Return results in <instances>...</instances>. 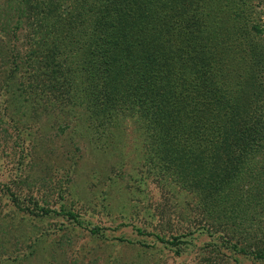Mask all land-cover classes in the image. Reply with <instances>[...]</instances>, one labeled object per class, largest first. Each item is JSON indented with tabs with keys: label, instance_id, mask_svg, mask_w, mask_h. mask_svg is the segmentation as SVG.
<instances>
[{
	"label": "rangeland",
	"instance_id": "obj_1",
	"mask_svg": "<svg viewBox=\"0 0 264 264\" xmlns=\"http://www.w3.org/2000/svg\"><path fill=\"white\" fill-rule=\"evenodd\" d=\"M38 1L0 0V55L17 53L7 51L19 49L24 34L15 39L10 29L16 23L24 27L33 23L27 8ZM97 1L60 0L56 5L62 19L71 16L69 28L79 41L89 40L91 28L86 29V25L96 13ZM166 1L168 7L177 6L176 0ZM187 1L185 26L191 29L194 50L201 53L196 57L197 75L195 68L190 75L177 74L184 80L181 88L185 94L176 98L169 93L170 102L165 101L169 106L177 104L174 116L168 115L161 104V114L153 112L146 121L138 115L115 117L111 127H104L107 134L102 135L94 130L100 120L93 116L92 106L83 102L86 86H76L71 90L73 95L69 93L71 102L62 97L61 105L62 91L59 98L50 92H38V96L27 92L19 96L10 90L6 93L2 73L7 68L0 59V264H196L204 254V246L212 242L204 231H188L190 236L185 241L189 245L180 247L179 256L159 241L168 242L171 236L186 233L191 219L185 214L192 215L185 208L190 195L182 191L183 182L173 180L160 163L157 168L152 164L146 167V157H153L149 151L156 154L150 138L157 133L149 130V124L152 120L161 123L163 130L170 125L168 131H175L187 122L196 125L198 120L207 119L218 126L224 124L229 139L249 145L258 109L256 101H242L254 89L251 83L256 73V85L264 92V56L257 61L258 66L252 65L264 50V34L254 33L255 28L264 29V0ZM178 5L180 9L170 11L172 14L182 12L183 5ZM194 16L199 17V24ZM49 31L47 28L46 37ZM18 39L19 44L15 41ZM28 48L23 45L19 55L27 53ZM190 51L181 52L184 56ZM209 51L217 55L212 62ZM242 58L245 62L238 60ZM40 69L44 71L45 67ZM40 69L37 71L43 72ZM220 71L222 76H218ZM27 74L25 69L20 70L17 78L22 84ZM167 87L162 85L165 90ZM177 112L183 114L180 121ZM230 124L234 128L228 131ZM208 125L204 132L212 130ZM96 133L102 135L100 139ZM220 138L215 137L213 144ZM210 148L207 144L200 157L195 154L207 171L200 180L213 183L225 176L238 185L240 192L250 187L262 191L264 150L256 154L249 151L238 165L236 155L241 151L237 142L232 144L227 162L217 148L214 156ZM26 207L34 214L24 211ZM39 209L50 213L41 216ZM67 214L77 216L76 222ZM235 260L237 263L232 264H264L242 257Z\"/></svg>",
	"mask_w": 264,
	"mask_h": 264
},
{
	"label": "trees",
	"instance_id": "obj_2",
	"mask_svg": "<svg viewBox=\"0 0 264 264\" xmlns=\"http://www.w3.org/2000/svg\"><path fill=\"white\" fill-rule=\"evenodd\" d=\"M59 1L55 0L54 3L52 0H39L38 3L29 4L27 10L34 25L31 23L29 27H24L15 21V27L10 29L15 39L23 33L24 40L19 49L7 51L8 54L17 53L9 57H6L7 54L0 55V59L4 60V67L7 68L2 73L6 93L10 90L19 96L24 95V92L38 96V92H50L55 98H59L62 91L63 94L59 98L61 105L64 101L68 104L71 102L69 97L71 90L79 84L84 85L86 94L83 102L92 106V112L95 113L93 116L100 120L94 130L102 135L107 134L104 127L106 124L111 127L115 117L138 115L146 121L147 118H152L153 112L161 114V104L167 108L168 115L174 116L177 104L174 102L169 106L165 101H169V93L176 98L185 94L181 88L184 80L177 74L190 75L191 70L195 68L197 75L199 61L196 57L201 53L194 50L189 36L191 29L185 26L189 2L176 0L174 3L177 6L168 7L170 3L166 0L97 1L96 13L90 24L86 25V29L91 28L89 40L79 41L73 34V29L69 28L71 16L68 15L64 18L67 20H64L62 15L57 13L59 9L56 10V5L59 6L61 3ZM178 3L183 5L182 12L172 14L170 11L180 9ZM194 17L196 19L194 21L199 24L197 20L199 17ZM47 28L50 29L48 32L50 38L45 36ZM254 33L263 35L264 29L255 28ZM15 41L19 44V39ZM23 45H28L29 48L27 53L20 56ZM182 49L192 51L183 56ZM251 49L253 50L254 46ZM260 53L258 60L252 61V65L256 63L258 66L257 61L264 56V50ZM208 54L210 62L215 60L217 56L215 52L209 51ZM236 56L241 57L240 54ZM238 60L245 62V58ZM76 61L79 66L76 65ZM62 63L66 65H61ZM41 66L45 67L44 71L40 69ZM256 67L254 66L255 69ZM22 69L28 71L24 84L22 79L17 78ZM38 69L43 72L39 73ZM255 69L256 73L258 69ZM220 72L218 76L223 75V72ZM256 75L252 76L251 84L254 89L248 92L249 97L242 101L243 103L256 101V110L261 111L257 110V123L254 122L256 125L252 132L253 137L249 138V145L246 143L239 145L240 141L230 136L229 139L224 124L218 126L207 119L206 122L198 120L196 125L187 122L186 126L171 130L172 132L168 131L171 129L170 125L167 126L168 129L163 130L161 123L150 120L149 130H155V134L157 133L150 138V145L156 146V154L154 156L149 151L153 157H146V167L152 164L157 168L156 164L160 163L164 172L173 180L183 182L182 191H187L190 195V200H185V208L192 215L185 214V217L191 219L188 221L191 223L190 227L184 229L187 234L171 236L168 242L163 239L159 241L175 249V255L179 256L180 247L189 245L185 241L190 236L188 231L194 233L204 231L212 242L204 246V254L199 255L196 264H232L237 263L235 257L251 259V262H264V188L262 191H256L250 187L249 190L240 192L238 185L231 183L225 176L213 183L202 181L200 177L207 174V171L198 163L197 157V155L200 157L204 146L211 144L213 156L218 149L219 153L226 157L224 161L227 162V156L232 153V144L236 142L242 153L236 155V158H239L236 160L238 165L244 162V156L249 151H253L254 154L263 153L264 92L256 85L258 78ZM163 84H167L166 90L162 88ZM196 96L198 97V93ZM175 116L180 121L183 114L177 112ZM159 117L165 119L161 115ZM208 123L212 130L204 132ZM230 126L231 124L228 131L234 128ZM98 133L97 139H100L102 135ZM215 137L221 138L214 145L212 141ZM200 160L203 162L201 164H206L202 157ZM229 163L230 161L228 165ZM167 171H172L173 174ZM159 173L161 179L163 174L160 171ZM160 179L158 183L163 184ZM262 185L264 187V184ZM12 196L15 201L16 197ZM14 201L15 207L20 210L21 205ZM24 211L34 214L27 207ZM39 213L41 216H47L50 212L39 209ZM67 216L76 222L77 216L73 214ZM192 228L193 230H189Z\"/></svg>",
	"mask_w": 264,
	"mask_h": 264
}]
</instances>
